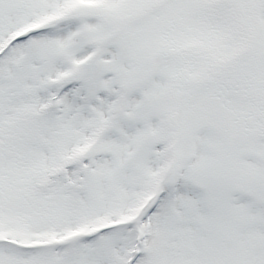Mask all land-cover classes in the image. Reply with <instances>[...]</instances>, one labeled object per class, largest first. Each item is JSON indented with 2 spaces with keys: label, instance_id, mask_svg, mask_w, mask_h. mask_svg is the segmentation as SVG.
Segmentation results:
<instances>
[{
  "label": "snow or ice",
  "instance_id": "6c2138e0",
  "mask_svg": "<svg viewBox=\"0 0 264 264\" xmlns=\"http://www.w3.org/2000/svg\"><path fill=\"white\" fill-rule=\"evenodd\" d=\"M0 264H264V0H0Z\"/></svg>",
  "mask_w": 264,
  "mask_h": 264
}]
</instances>
